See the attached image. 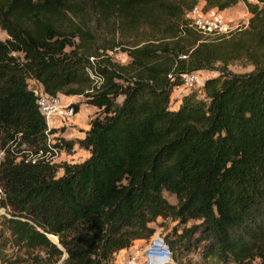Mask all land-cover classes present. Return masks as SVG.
<instances>
[{"label": "trees", "instance_id": "trees-1", "mask_svg": "<svg viewBox=\"0 0 264 264\" xmlns=\"http://www.w3.org/2000/svg\"><path fill=\"white\" fill-rule=\"evenodd\" d=\"M198 1L0 0V264H114L159 216L179 222L162 264H264V0L209 35L186 16ZM240 59L253 68L227 69ZM199 69L219 73L171 109L181 73ZM31 79L96 107L82 137H61L82 161L36 154L57 128Z\"/></svg>", "mask_w": 264, "mask_h": 264}, {"label": "rangeland", "instance_id": "rangeland-1", "mask_svg": "<svg viewBox=\"0 0 264 264\" xmlns=\"http://www.w3.org/2000/svg\"><path fill=\"white\" fill-rule=\"evenodd\" d=\"M204 1V0H203ZM202 0L199 1L202 5V11L203 13L207 15H220L229 21L238 23L241 25V27H244L248 23V18L250 16V12L247 10L246 5L244 1L239 0L237 3H235L232 6H229L227 8H224L222 10H218L216 8H209L205 9L204 8V2ZM7 36L5 30H3L0 27V38H5ZM116 59L125 62L128 60V55L122 51V50H117L113 54ZM253 68V65L251 63L246 62L244 59L240 60H235L232 61L227 65V69L231 72H246L249 71ZM200 70V69H199ZM201 72L205 79L210 76H215L219 73L218 70H210V69H201ZM29 85L32 86L34 85L30 80H29ZM191 90L188 89H180L179 92L178 90H172L171 92V98L172 102L171 109H175L177 104V100L180 98V96H183L184 94L190 92ZM200 94H197L199 97H201L203 94L199 92ZM60 96L66 98L67 101H72L75 103H78V113L74 116L73 120L69 122L65 126V131L63 132L62 137H68L71 136V138L77 137L78 134H81L82 132L85 131V129L88 128L89 126V119L90 117L94 114V111L96 110L95 106H92L85 102V97L81 94H70V95H65L60 93ZM170 102V101H169ZM177 108V107H176ZM80 109V110H79ZM57 122V121H56ZM59 123V122H57ZM61 133V132H60ZM88 155V151L79 148L77 144H75L72 148L70 149H65L60 155H58L55 159L54 162H78L82 161L86 156ZM62 169L58 171V174H60ZM164 194L166 195L167 199L170 202H175L176 197L174 194H170L167 191H164ZM4 211L3 208H0V213ZM196 222L194 220H189L186 225H190L191 223ZM178 221L174 220L170 217H162L159 216L155 221H152L150 224L154 226L155 231L154 233L149 237V238H139L135 239L130 246L120 249L119 251L116 252V262L117 264H121L122 262L128 261L130 258H135L138 262H143L142 264H162L166 261H169L171 256H170V251L168 248V244L165 242V237H173L174 236V229L178 225ZM52 239H55L54 236H51ZM160 242L161 245L157 246L154 251L150 248V244H153L154 242ZM10 250V249H9ZM8 250V251H9ZM185 253H187L186 257L191 258L192 260H196L199 258V254L197 250L194 248H191L190 250H183ZM135 257H134V256Z\"/></svg>", "mask_w": 264, "mask_h": 264}, {"label": "built area", "instance_id": "built-area-1", "mask_svg": "<svg viewBox=\"0 0 264 264\" xmlns=\"http://www.w3.org/2000/svg\"><path fill=\"white\" fill-rule=\"evenodd\" d=\"M189 19V24L194 26L203 34H214V33H225L229 34L235 29L241 28L238 23L229 21L228 19L220 15H207L202 11V5L198 1L195 3L186 13ZM181 82L173 87V90L188 89L195 90L198 93L202 91L205 77L203 76L201 70H190L181 73ZM34 85L31 86L35 95L38 108L40 112L44 115L49 130L50 127H56L55 132H47V146L45 149H39L36 153L38 157L43 158L49 162H54V159L60 155L65 149L63 140L61 139L62 134L60 133L61 126L67 125L71 122L76 115L77 111L74 102L65 101L60 94L54 95L43 91L40 85L33 82ZM172 98L170 97V105ZM59 123H57V122ZM161 245L160 242H154L150 244L148 248L154 251L157 246ZM116 253L114 255V264H117L115 259ZM134 256V255H133ZM135 257V256H134ZM143 262H138L135 258H130L126 262L121 264H142Z\"/></svg>", "mask_w": 264, "mask_h": 264}, {"label": "crops", "instance_id": "crops-1", "mask_svg": "<svg viewBox=\"0 0 264 264\" xmlns=\"http://www.w3.org/2000/svg\"><path fill=\"white\" fill-rule=\"evenodd\" d=\"M30 81H31L32 83L35 82V81L32 80V79H31ZM61 97H62V96H61ZM63 99H64L65 101H67L66 98L63 97ZM180 100H181V99L179 98V99L176 101V102H177V104H175L176 107H178V105H179V103H180ZM92 106H93V105H92ZM176 107H175V108H176ZM79 110H80V109H79ZM78 112H79V111H77V113H78ZM88 124H89V123H88ZM65 126H66V125L61 126V128H60V132H61L62 135H63V132L65 131ZM83 135H84V132H82L81 134H78L77 137H82ZM65 138H66V139H71V136H68V137H65ZM74 145H75V144H74Z\"/></svg>", "mask_w": 264, "mask_h": 264}]
</instances>
